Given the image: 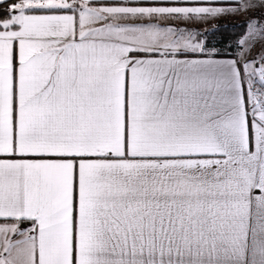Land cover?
<instances>
[{
  "label": "snow or ice",
  "instance_id": "obj_1",
  "mask_svg": "<svg viewBox=\"0 0 264 264\" xmlns=\"http://www.w3.org/2000/svg\"><path fill=\"white\" fill-rule=\"evenodd\" d=\"M0 264H264V0H0Z\"/></svg>",
  "mask_w": 264,
  "mask_h": 264
},
{
  "label": "rangeland",
  "instance_id": "obj_2",
  "mask_svg": "<svg viewBox=\"0 0 264 264\" xmlns=\"http://www.w3.org/2000/svg\"><path fill=\"white\" fill-rule=\"evenodd\" d=\"M244 19V17L242 16H236L235 18H230V19H226L224 21H220V22H229V23H238L241 22ZM213 25L211 27L208 28H212Z\"/></svg>",
  "mask_w": 264,
  "mask_h": 264
},
{
  "label": "trees",
  "instance_id": "obj_3",
  "mask_svg": "<svg viewBox=\"0 0 264 264\" xmlns=\"http://www.w3.org/2000/svg\"><path fill=\"white\" fill-rule=\"evenodd\" d=\"M219 23L225 25L227 28H229V30H231L232 26L239 25L241 22H238V23L219 22ZM237 30H239V29H237Z\"/></svg>",
  "mask_w": 264,
  "mask_h": 264
},
{
  "label": "crops",
  "instance_id": "obj_4",
  "mask_svg": "<svg viewBox=\"0 0 264 264\" xmlns=\"http://www.w3.org/2000/svg\"><path fill=\"white\" fill-rule=\"evenodd\" d=\"M230 18H235V17H228L227 19H230ZM212 26V24H207V25H203L202 27L203 28H208V27H211Z\"/></svg>",
  "mask_w": 264,
  "mask_h": 264
}]
</instances>
